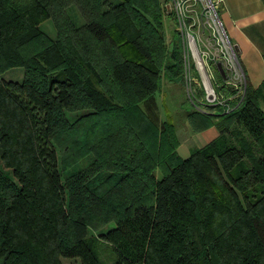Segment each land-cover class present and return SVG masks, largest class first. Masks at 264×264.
<instances>
[{
    "label": "trees",
    "instance_id": "1",
    "mask_svg": "<svg viewBox=\"0 0 264 264\" xmlns=\"http://www.w3.org/2000/svg\"><path fill=\"white\" fill-rule=\"evenodd\" d=\"M160 7L0 0V264H102L100 240L112 264H264V81L232 112L187 110L219 134L181 157L156 113L182 69Z\"/></svg>",
    "mask_w": 264,
    "mask_h": 264
},
{
    "label": "built area",
    "instance_id": "2",
    "mask_svg": "<svg viewBox=\"0 0 264 264\" xmlns=\"http://www.w3.org/2000/svg\"><path fill=\"white\" fill-rule=\"evenodd\" d=\"M223 4L224 0L165 1L167 10L176 20L177 31L186 40L197 69L199 76H194L192 81L204 86L207 102L226 106L225 111L230 112L244 98L247 80L240 60V47L228 35L220 16ZM185 59L183 66L187 65ZM216 77L228 88L230 102L215 90Z\"/></svg>",
    "mask_w": 264,
    "mask_h": 264
},
{
    "label": "rangeland",
    "instance_id": "3",
    "mask_svg": "<svg viewBox=\"0 0 264 264\" xmlns=\"http://www.w3.org/2000/svg\"><path fill=\"white\" fill-rule=\"evenodd\" d=\"M161 1V13H162V21L164 26V36L167 42L168 50L172 51L174 45H177L182 61V69L179 74V80L177 82H171L166 75L162 76L161 80V89L156 95V113L159 120V123L164 122L165 120H169L171 117L173 119L174 125L176 129L182 126V124L186 121L187 118V110H197L194 105L198 107L210 111L213 113H229L226 112V106L221 104H212L206 101L205 99V89L204 86H199L192 81L194 76H199L197 69L194 65V61L189 54L188 45L183 35H181L179 31L176 29V20L170 15L169 11L165 6L166 0ZM72 14L76 16L74 10H71ZM78 19L81 21V17L78 14ZM41 29L47 32L51 36H55V28L51 22V20H45L40 24ZM185 53L186 58L185 59ZM185 59L186 66H183ZM212 70L213 67L211 66ZM19 69H22L19 67ZM14 70L8 69L1 75L4 77L8 74H11ZM215 73V71L213 70ZM217 83L214 85L215 90L221 97H226L230 102L231 98H229V90L226 86L222 85V82H219L216 77ZM194 83V84H192ZM223 98V99H224ZM264 106V103H262ZM237 108V107H236ZM236 108L232 109L234 111ZM200 111V110H198ZM230 111V112H232ZM81 111L69 112L68 116L71 120H73L77 115L80 114ZM179 155L183 158L188 154L182 152L179 149ZM11 176V175H10ZM116 226L115 221H110L108 224L103 226L98 230V233H104L110 228H114ZM97 234V232L91 231L90 234ZM98 256L102 264H112L116 260V256L112 250V247L109 243L100 240L98 243ZM63 264H81L78 258H62Z\"/></svg>",
    "mask_w": 264,
    "mask_h": 264
},
{
    "label": "crops",
    "instance_id": "4",
    "mask_svg": "<svg viewBox=\"0 0 264 264\" xmlns=\"http://www.w3.org/2000/svg\"><path fill=\"white\" fill-rule=\"evenodd\" d=\"M220 16L228 35L240 47L247 83L258 87L264 81V0H224ZM11 69L14 70L11 74L1 77L6 81H22L23 68ZM176 132L180 140L178 153L181 149L188 155L191 148L205 146L219 134L215 126L195 132L187 118Z\"/></svg>",
    "mask_w": 264,
    "mask_h": 264
}]
</instances>
